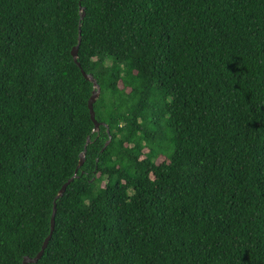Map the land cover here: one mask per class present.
<instances>
[{
  "label": "trees",
  "instance_id": "obj_1",
  "mask_svg": "<svg viewBox=\"0 0 264 264\" xmlns=\"http://www.w3.org/2000/svg\"><path fill=\"white\" fill-rule=\"evenodd\" d=\"M88 136L27 264H264V0H0V264Z\"/></svg>",
  "mask_w": 264,
  "mask_h": 264
},
{
  "label": "water",
  "instance_id": "obj_2",
  "mask_svg": "<svg viewBox=\"0 0 264 264\" xmlns=\"http://www.w3.org/2000/svg\"><path fill=\"white\" fill-rule=\"evenodd\" d=\"M79 19H82L83 16H84V8L82 6H79ZM79 26H80V23L78 24V35H77V43L71 48L70 50V54H71V57L74 61V63L80 68V64L79 62L77 61V50H78V45H79V42H80V29H79ZM80 71H81V74L83 75V77L89 81L91 84H92V93L88 99V102H87V106H88V110H89V115H90V119L92 120L93 122V129L92 131L95 132L98 130V127H99V122L96 121L95 117H94V110H93V103L95 101V99L97 98L98 96V93H99V86H98V83L96 82L95 78L89 74V73H86L84 72L81 68H80ZM110 140V136L108 135V139L107 141L105 142L104 146L102 147L101 151H103L105 149V147L107 146L108 142ZM90 142V139H89V136L87 137L86 139V142H85V145H84V148L83 150L80 152L79 154V162L72 174L71 177H69L60 187V189L57 191L54 199H53V203H52V213H51V217H50V231L48 233V235L46 236V238L44 239L42 245H41V248L40 250L36 253V255L34 257H28V256H24L23 259H22V262L21 264H27V263H35L39 260V258L42 256L43 254V251L45 249V247L47 246V243L51 237V234H52V231H53V227H54V214H55V206H56V200L58 198H60L65 189H66V186L74 179L77 177V171L78 169L80 168V166L82 165L83 161H84V157H85V147L86 145Z\"/></svg>",
  "mask_w": 264,
  "mask_h": 264
}]
</instances>
